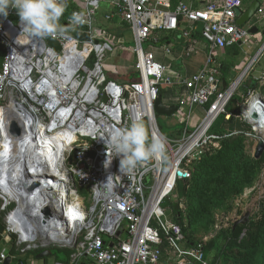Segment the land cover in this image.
Here are the masks:
<instances>
[{"label":"built area","instance_id":"obj_1","mask_svg":"<svg viewBox=\"0 0 264 264\" xmlns=\"http://www.w3.org/2000/svg\"><path fill=\"white\" fill-rule=\"evenodd\" d=\"M257 1L253 17L240 26L235 11L244 10L242 0H99L98 7L91 0H67L80 8L69 11L64 23L68 26L74 12L86 14L88 23L68 34L75 43L60 36L53 38L60 51L48 46L46 38L25 33L15 9L10 8L7 17L0 15V169L2 161L4 166L14 167L23 164L24 159L35 160L43 155L31 138L34 130L38 134L49 127L68 131L64 136L69 141L60 148L65 195L60 186L57 197L68 203L71 194L77 199L71 200L77 204L72 222L62 230L72 264H220L208 258L204 243L189 241L162 202L177 190L179 182L191 177L193 161L210 145L218 146L220 139L236 132L218 135L210 129L218 116L228 120L226 107L238 92L241 78L262 53L264 43L257 55L239 62V76L226 87H222L220 65L214 57L234 45L246 54L252 43L249 28L264 29V0ZM102 3L114 10L105 12V20L117 17L123 23L120 45L126 42V34L133 41L130 51L133 69L138 72L136 80L120 83L106 76L105 59L116 48L113 35L94 23ZM76 32L87 33L89 40L78 39ZM165 34L191 39L190 53L194 35H199L208 48L204 65L183 79H170L167 67L153 52L159 46L164 56L172 53L160 41ZM257 82L256 90L248 89L243 96V114L239 113L240 120L251 127L239 132L254 142L252 152L257 141L264 144V75ZM170 83L185 89L175 92L176 110L171 120L188 126L191 109L196 106L203 108L201 121L191 130L186 126L167 136V162L152 161L146 168L125 175L120 172L121 157L115 156L105 167V140L99 137L107 130L129 126L134 118H142L150 137L153 133L163 134L153 106L161 95L159 89ZM11 119L21 132V146L13 144L8 135ZM4 143L8 149H3ZM15 146L17 152L12 154ZM109 176L113 177L107 183ZM0 197L2 208L14 202ZM86 199L90 200L88 206ZM4 220L8 226L0 232V264L7 258L15 260L13 264H27L24 256L16 257L9 251H20L28 238H20L10 226L8 215ZM72 223L74 228L70 227ZM27 227L29 238L35 237L33 225ZM10 235L17 237L12 241ZM83 257L85 262H76Z\"/></svg>","mask_w":264,"mask_h":264},{"label":"rangeland","instance_id":"obj_2","mask_svg":"<svg viewBox=\"0 0 264 264\" xmlns=\"http://www.w3.org/2000/svg\"><path fill=\"white\" fill-rule=\"evenodd\" d=\"M102 6L105 7L107 4L102 3ZM262 31L264 33V29ZM125 39L126 42L120 45L118 50H121L124 55H127L126 58L129 59L128 53L131 52L130 48L133 45V41L130 40L128 34H126ZM143 47L146 48L147 44L144 43ZM157 49L161 50V47H154L153 52L156 53ZM235 53H229L230 64L235 63L239 58L237 57L238 53ZM110 58L105 59L106 64H112L113 59ZM131 62L134 63V61ZM125 70H133V65L126 66ZM252 71H254L255 75H259L261 72L264 73V52L253 65ZM167 94L165 93L164 95ZM238 104L240 109L242 102H238ZM239 113L242 115L243 110ZM203 115V108L195 106L191 109L188 124L189 130L193 129L201 121ZM157 121L162 132L167 136L181 131V126L171 120V115H159L157 116ZM220 126L219 129L224 135L231 131L236 132L231 136H225L220 139L218 146L210 145V147L216 148L215 151L219 150L222 141L230 137H239L243 145L240 155L233 154L231 159L224 161L219 159L212 160L213 165L210 164V166L212 165L211 167H206L200 172L202 175L200 179H194L190 182V194L179 195L178 190H176L167 198L169 203H179L182 220L187 224V233L192 239L200 241L204 245H207L210 241L215 242V245L207 251V256L210 259L216 253L219 254V250L223 249V245L229 242V237L225 236V233L233 227L234 221L243 217L245 213H248L247 221L242 225H238L235 231L240 238L246 233L248 227L262 225L264 222V156L262 154L260 158L255 159L252 152L254 142L244 132H239L249 131L251 127L234 114L228 120L223 121ZM206 151L207 153L210 152ZM82 193L80 192L79 194L81 195ZM1 204L2 200L0 197V223L6 228L8 225L4 218L15 208L16 204L11 202L5 208H2ZM89 204L90 200L86 199L85 205L88 206ZM10 237L14 241L17 236L10 235ZM226 253L238 257L234 250H227ZM53 254L59 255L58 259L63 257V253L58 250L54 251ZM219 262L221 263V259ZM230 263L231 260L229 259L225 261V264Z\"/></svg>","mask_w":264,"mask_h":264},{"label":"crops","instance_id":"obj_3","mask_svg":"<svg viewBox=\"0 0 264 264\" xmlns=\"http://www.w3.org/2000/svg\"><path fill=\"white\" fill-rule=\"evenodd\" d=\"M252 0H242L243 3V7L244 9L250 4ZM73 5L78 6L77 3H73ZM79 7V6H78ZM80 8V7H79ZM114 11L112 7H109L108 5L105 7H101L95 17V25L97 26H102L104 28L107 29V31H109L112 35H113V39L115 40V45L114 48H116L115 52L112 53H108L106 59H108L109 57H111L113 59L112 64L107 63L105 65V72H106V76L108 77L109 80L115 81V82H126L123 80V76L126 75L128 73V71L130 70H125L126 66H132L133 63L131 61H134V57L132 55V53H128V57L129 59H127V55H124L122 53L121 50H118L120 48V43H119V39L121 37L120 31H121V27L123 26V23L120 22L118 20L117 17H113L111 20L107 21L104 18L105 12L106 11ZM66 13V11H65ZM64 13V14H65ZM69 13V12H68ZM68 13L63 16L60 20V24L63 26L67 25L64 23V20L66 18V16L68 15ZM258 32L251 34L252 35V43L250 45V47L248 48V50L246 51V54H244V52L241 51V48L239 45H234L232 47H229L225 50L224 53H218L216 55L215 58V62L216 64L220 65V71H221V77H222V87H226L228 86L230 83L234 82L236 80V78L239 76L240 74V68H237V65L239 64V62L244 58V60L247 59H251L254 55H257L258 50L261 49L263 43H264V33H263V29H261L260 27L258 28ZM129 36V34H128ZM165 36H169L170 40H168L167 42H165L166 46H168L171 49V54L168 56H164L162 51L157 49L155 55H156V59L162 63L163 65H165L167 67V75L170 79L173 80H177L179 78L183 79L184 77L190 75L191 73L197 71L199 68H201L206 60L207 57V53H208V49H207V45L206 43L197 35H194L193 38V52L190 53V51L188 52V44L192 41L191 39H184L180 42L177 41V35L176 34H165ZM130 38V36H129ZM131 40V38H130ZM124 44V43H123ZM235 52L238 53L237 57L238 60L232 64H230L229 62V53L230 54H236ZM264 52V49L262 50V53ZM262 53L260 55H258L257 61L259 59V57L262 55ZM110 58V59H111ZM256 61V62H257ZM247 62V61H246ZM223 64L225 66H223ZM254 65V64H253ZM253 67V66H252ZM252 67L250 69V72H248L247 75H244L240 80V84L238 86V88L240 87L241 84H243L244 82H246V80H254V86L253 88H248L250 89H254L256 90L257 88V80L261 77L262 74H264L263 72H261L259 75H255L252 71ZM124 69V70H123ZM224 71H227L226 73H224ZM247 76V77H246ZM224 82V83H223ZM181 88V84L178 83H170L168 85H164L161 87L162 92H161V98H162V102L165 105H170L173 104L175 102V92L178 90H180ZM237 88V89H238ZM247 89V90H248ZM181 91H185L184 88H181ZM165 93H168L167 95H164ZM171 95H170V94ZM237 94H241V101H239L240 103L243 101V92L239 91L237 92ZM236 107L239 108V104L238 102L235 104ZM233 114H230V117ZM236 117H238V119H240L239 114H234ZM225 121V120H224ZM181 126V130L184 129V127H186L187 125L185 124H179ZM189 127V126H187ZM221 127V126H220ZM162 131V130H161ZM181 132V131H180ZM163 133V132H162ZM164 134V133H163ZM165 135V134H164ZM167 136V135H166ZM76 197L71 194L68 196V200H74ZM169 206V205H166ZM170 208V206H169ZM171 210V209H170ZM66 250H69V248L64 247L58 251H61L63 253V257L58 259L57 255H51V256H47L44 258H40V259H36L34 257V255L32 253H24V255H22L20 253V251H16L15 248H12L9 252L13 253L16 257L17 255H21L24 259L26 260L27 264H72L73 261L71 260L70 254L71 252L68 254L66 252ZM15 260L11 259L10 262L8 264H13ZM76 261V260H74ZM85 258H80L79 261L76 262H85Z\"/></svg>","mask_w":264,"mask_h":264},{"label":"clouds","instance_id":"obj_4","mask_svg":"<svg viewBox=\"0 0 264 264\" xmlns=\"http://www.w3.org/2000/svg\"><path fill=\"white\" fill-rule=\"evenodd\" d=\"M91 2L94 7L99 6V0ZM67 7V0H0V15L7 17L9 9H15L23 31L30 36L41 39L60 36L75 43V38L68 34L88 21L86 14L74 12L69 17L68 26L61 25ZM99 138L105 140V167L110 165L113 157L120 156V172L125 175L133 174L139 167L146 168L152 161L163 163L168 160L167 136L153 133L150 137L142 118H134L129 126L111 128ZM112 177H108L107 183Z\"/></svg>","mask_w":264,"mask_h":264},{"label":"water","instance_id":"obj_5","mask_svg":"<svg viewBox=\"0 0 264 264\" xmlns=\"http://www.w3.org/2000/svg\"><path fill=\"white\" fill-rule=\"evenodd\" d=\"M258 7V1L252 0L250 4L242 11L240 9H237L235 11V14L237 16L236 23L240 26H244L247 21H249L254 13L256 8ZM249 33L254 34L258 32V29L256 26H252L249 28ZM75 36L80 39L87 41L89 40V35L87 33H81L76 32ZM45 43L52 47L56 51H60L61 47L59 46L58 42L48 37L45 39ZM224 83V82H223ZM103 100L106 101V97L103 96ZM153 110L155 112L156 116L164 115V116H170L174 113L176 110L175 104L165 105L162 102L161 95H158L153 106ZM8 135L10 137V140L13 144L17 143V146H21V143L18 142L21 136V132L19 129H15V122L14 120H10L9 126H8ZM40 134L37 133V131L34 130V133H32L31 138L33 141L37 140V136ZM19 144V145H18ZM40 148L43 147L42 144H37ZM36 146V147H37ZM264 149V144L261 140L257 141L254 146L253 151V157L255 159L260 158L262 155ZM54 152V151H53ZM23 163L25 164L23 167V171L20 175V178H22V182L20 183V193L21 195V203L23 206V216L26 217L27 221L24 223L26 226H29V224L33 225L35 229V237H28V241L24 244H22L20 252L22 253H32L36 259L44 258L47 256L54 255V251L60 250L64 247L65 241L62 235V230H67L68 227V220H65L63 224L58 222V220H63L66 217L67 212L65 211V205H64V198H59L57 195L59 194L60 187H52L48 183H42L37 180V176L39 175V172H44V176L50 175V171L42 166H34L32 170H29L26 166V161L24 160ZM33 175V176H32ZM31 176L33 177L32 179ZM10 179V175L8 176ZM30 180L32 181L31 184L27 183L26 181ZM24 198L27 199H38V205H39V211L45 215V217H48L50 221H43L41 219V216L33 217L32 214L29 212V206H31L33 203L36 202L30 200L33 203H29L28 201H25ZM56 212L55 215L52 213L53 211ZM22 214H20L22 216ZM22 216V217H23ZM58 218V220H56ZM248 219V213H245L243 217L240 219L234 221L233 228H235L238 224H243ZM23 220V218H22ZM25 220V219H24ZM23 220V222H24ZM22 222V224H23ZM25 227V226H24ZM28 228V227H26ZM117 235H121V232L118 231ZM111 245V244H109ZM10 262V258H7L4 262V264H8Z\"/></svg>","mask_w":264,"mask_h":264},{"label":"trees","instance_id":"obj_6","mask_svg":"<svg viewBox=\"0 0 264 264\" xmlns=\"http://www.w3.org/2000/svg\"><path fill=\"white\" fill-rule=\"evenodd\" d=\"M80 7V5H78ZM78 6H75L72 4H68L66 13L63 15L65 16L69 11L73 9H79ZM199 29V28H198ZM199 36V35H198ZM200 37V36H199ZM168 40H170L169 36L162 35L160 41L161 43H165ZM183 38L177 36V41L180 42L182 41ZM223 66H225L223 64ZM227 71H224L226 73ZM124 81H133L138 78V72L136 70H130L126 75L123 77ZM254 80H246L243 84L240 85L238 88V92L241 91L243 92V95L246 94V91L248 88H253ZM159 92H162V89H159ZM241 96L239 94H234L232 98L230 99L227 107H226V112L229 114H238L240 112V109L236 107V103L241 101ZM224 121V115H220L217 117L215 122L213 123L210 131L217 133L218 135H223L220 131V125ZM242 143H241V138L239 137H230L227 138L225 141H222L221 148L219 150L209 148L208 152L207 151L201 155V157L198 160L193 161L192 165V173L191 177L185 181H181L177 184V190L179 195H187L190 194V182L193 181L194 179L197 180L198 178L200 179L201 171L205 169L206 167H211L213 164L212 160H229L232 158L233 154L237 155L241 153L242 151ZM213 151V152H211ZM264 156V155H262ZM211 162V163H210ZM210 164H212L210 166ZM178 202L175 203H169L167 198L164 199L162 202L163 206L169 205L172 214L174 215V218L180 223L182 226V229L185 233V235L188 237L189 241L194 242L195 239H192L187 233L188 226L185 223V221L182 220L181 217V211L178 206ZM240 225V224H238ZM231 228L229 231L225 233V236L229 237V242L225 243L223 245V249L219 250V254L216 253L213 256V260H217L218 262L221 259L220 264H225V261L227 259L231 260L230 264H264V222L262 225H257V226H250L247 228L246 233L243 234V236L240 238L239 234H236V228ZM242 225V224H241ZM4 229L3 225L0 223V232ZM235 236H234V235ZM1 240V236H0ZM215 245L214 241H210L207 245H205L204 250L207 254V251L212 248ZM227 250H234L238 257H235L233 254H227ZM66 252L69 254L71 250H66ZM220 257V259H219Z\"/></svg>","mask_w":264,"mask_h":264},{"label":"bare ground","instance_id":"obj_7","mask_svg":"<svg viewBox=\"0 0 264 264\" xmlns=\"http://www.w3.org/2000/svg\"><path fill=\"white\" fill-rule=\"evenodd\" d=\"M229 117L230 116H228V118ZM45 131L46 130H43L40 133V135L37 136V140L34 141V146H37L38 143L43 145L40 151L41 154L43 155L38 158H35V160L31 158L33 161H31L30 159H24V160L26 161V166L29 167L28 168L29 170H32V168L36 166V164L37 166H42L48 169L50 171V175L44 176V172H39V175L37 176V180L42 183H48L52 187L61 186L63 188L62 195H65L64 188L66 184V175L63 172V168H62V156H61L60 148L63 145H67L69 141V139H67L66 136H64V132H68V131L63 130V132H61L59 129H54L53 127H49L47 128V132ZM2 147L4 150L9 148V146L6 143H4ZM4 150L2 151L4 152ZM16 152L17 151L15 146L14 150L12 151V154H15ZM0 160H2V157H0ZM1 164L2 167L0 169V195L6 198L5 199L6 202L14 201L16 203V207L7 214L9 217V224L10 226L16 229L17 233H19L20 238L22 239L28 238L30 237V231L29 228H26L27 226L24 224L26 223L27 219L22 214L23 206L21 203V196H20L21 194L18 193V191H20V183L18 182H22V178H20L18 175L20 169L23 168L25 164L23 163L20 164V166H14V167L9 165L4 166L3 161ZM9 175H10V179L8 178ZM32 176L30 179L33 178ZM26 182L29 184L32 183V181L30 180H27ZM24 200L28 201L29 203H33L30 200L34 202L38 201V199H34V198L30 200L24 198ZM64 205L67 214L63 220L59 219L58 222H60L61 224H63V222L67 219L70 220L68 223L72 222V217H73L72 213L75 207L77 206V204L68 203L66 200L64 201ZM28 208H29V212L32 214L33 217L41 216V219L43 221H48V222L50 221L48 217H45V215L41 213V211H39L40 207L38 205V202H36L35 204L33 203ZM20 214H22L23 217ZM22 218L23 220L25 219L24 222ZM56 220H58V218ZM74 224L75 223H72L70 227L74 228Z\"/></svg>","mask_w":264,"mask_h":264},{"label":"flooded vegetation","instance_id":"obj_8","mask_svg":"<svg viewBox=\"0 0 264 264\" xmlns=\"http://www.w3.org/2000/svg\"><path fill=\"white\" fill-rule=\"evenodd\" d=\"M30 159V158H29ZM31 161H33L32 159H30ZM23 167V166H22ZM22 169V168H21Z\"/></svg>","mask_w":264,"mask_h":264}]
</instances>
